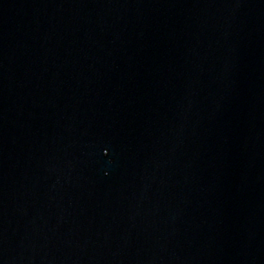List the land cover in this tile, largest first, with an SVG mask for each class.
Masks as SVG:
<instances>
[{
	"label": "water",
	"instance_id": "obj_1",
	"mask_svg": "<svg viewBox=\"0 0 264 264\" xmlns=\"http://www.w3.org/2000/svg\"><path fill=\"white\" fill-rule=\"evenodd\" d=\"M0 264H264V0H0Z\"/></svg>",
	"mask_w": 264,
	"mask_h": 264
}]
</instances>
